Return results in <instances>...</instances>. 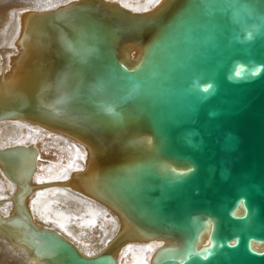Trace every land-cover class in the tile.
I'll use <instances>...</instances> for the list:
<instances>
[{
	"label": "water",
	"instance_id": "95a60500",
	"mask_svg": "<svg viewBox=\"0 0 264 264\" xmlns=\"http://www.w3.org/2000/svg\"><path fill=\"white\" fill-rule=\"evenodd\" d=\"M56 1L20 12L25 55L0 119L88 142L78 170L102 198L86 195L131 225L116 218L91 254L45 226L17 243L42 264H118L110 250L141 237L168 242L152 264H264V0H162L142 15Z\"/></svg>",
	"mask_w": 264,
	"mask_h": 264
},
{
	"label": "bare ground",
	"instance_id": "6f19581e",
	"mask_svg": "<svg viewBox=\"0 0 264 264\" xmlns=\"http://www.w3.org/2000/svg\"><path fill=\"white\" fill-rule=\"evenodd\" d=\"M161 1L152 6L149 0H113L132 14L139 10V14L134 15L154 11L161 5ZM56 2L0 0V76L2 74L3 77H0V84L3 85L0 99L8 93L6 86H12L19 79V76L13 74L12 68L17 69L25 55H20L17 50L21 43L20 30L25 22L28 23L26 16L21 18L20 12L24 8L44 11L48 6L55 4V8L66 3L56 5ZM54 132L57 131L41 129L24 119H0V149L18 146V149L11 150V155L7 153L8 157H0L5 168L4 173L0 166V264H42L38 257L29 255L16 241L32 239L29 226L36 230L40 226L52 228L70 240L80 253L91 254L101 248L112 235L113 227L117 224L116 218L121 226L129 229L131 225L122 214L112 217V214L86 195L93 193L102 198L99 185L78 170L84 163L87 164V159L91 163V145L87 142V145L84 143L82 146ZM97 155H94L96 161L100 159ZM60 181H65V184ZM16 200L19 203L15 205ZM17 209L28 212L30 220L27 221L22 214L17 215ZM141 239L146 242L124 244L118 252L110 250L118 264H152L156 249L162 244H168L161 237ZM205 241L206 234L202 233L195 246Z\"/></svg>",
	"mask_w": 264,
	"mask_h": 264
}]
</instances>
